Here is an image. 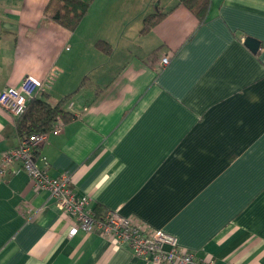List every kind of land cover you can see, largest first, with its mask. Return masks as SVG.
Returning <instances> with one entry per match:
<instances>
[{"label":"crops","instance_id":"1","mask_svg":"<svg viewBox=\"0 0 264 264\" xmlns=\"http://www.w3.org/2000/svg\"><path fill=\"white\" fill-rule=\"evenodd\" d=\"M50 1L0 0V92L50 80L71 114L36 147L48 172L198 259L264 264V0H210L203 21L181 0H87L72 30ZM18 116L0 105V159ZM75 224L21 161L2 176L0 264H172Z\"/></svg>","mask_w":264,"mask_h":264},{"label":"built area","instance_id":"2","mask_svg":"<svg viewBox=\"0 0 264 264\" xmlns=\"http://www.w3.org/2000/svg\"><path fill=\"white\" fill-rule=\"evenodd\" d=\"M171 56V52L165 54L161 63L167 65ZM47 82L50 80L26 75L18 86L7 87L0 92V105L8 112L19 115L33 97L45 90ZM63 124V119L58 116L52 129L60 131ZM47 134V131H41L21 137L15 148L4 151L0 159V180L15 161H21L35 186L49 190L60 208L75 217L76 224L70 228V236L80 230L99 231L102 235L127 242L136 254L147 259L172 264H215L196 258L192 252H183L172 234L161 229L146 230L140 222L123 216L117 210H108L103 217H97L91 206V198L75 191L73 175L67 172L51 175L47 168V157L37 154L36 147L47 139ZM39 161L43 163L42 166Z\"/></svg>","mask_w":264,"mask_h":264},{"label":"trees","instance_id":"3","mask_svg":"<svg viewBox=\"0 0 264 264\" xmlns=\"http://www.w3.org/2000/svg\"><path fill=\"white\" fill-rule=\"evenodd\" d=\"M181 2L196 15L199 21L205 19L210 0H181ZM88 7L89 2L87 0H51L46 11L53 20L72 30L86 14ZM161 15L152 14L148 16L145 19V24L148 26L155 23L161 18ZM63 102L50 103L45 92L40 96L33 97L17 118V129L20 137L30 136L41 131L49 132L58 116L62 119L69 118L71 114L63 108ZM94 212L97 217H103L106 213L98 207Z\"/></svg>","mask_w":264,"mask_h":264},{"label":"water","instance_id":"4","mask_svg":"<svg viewBox=\"0 0 264 264\" xmlns=\"http://www.w3.org/2000/svg\"><path fill=\"white\" fill-rule=\"evenodd\" d=\"M245 44H247L253 51H257L259 47V42L255 38L247 37L245 39Z\"/></svg>","mask_w":264,"mask_h":264}]
</instances>
